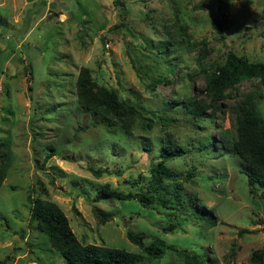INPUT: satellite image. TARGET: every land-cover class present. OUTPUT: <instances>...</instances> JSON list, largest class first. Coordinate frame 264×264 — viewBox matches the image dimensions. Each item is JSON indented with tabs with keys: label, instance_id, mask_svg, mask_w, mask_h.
Returning a JSON list of instances; mask_svg holds the SVG:
<instances>
[{
	"label": "rangeland",
	"instance_id": "374dc122",
	"mask_svg": "<svg viewBox=\"0 0 264 264\" xmlns=\"http://www.w3.org/2000/svg\"><path fill=\"white\" fill-rule=\"evenodd\" d=\"M229 53L264 64V0H0V264H64L30 222L28 196L56 205L83 245L141 254L130 231L206 264H251L264 251V199L230 151L231 124L246 100L264 120V87L254 79L207 94L205 77ZM82 68L93 93L114 90L130 105L126 129L80 106ZM169 148L180 150L166 166L181 191L166 207L95 201L106 185L147 196ZM139 264L183 259L169 251Z\"/></svg>",
	"mask_w": 264,
	"mask_h": 264
},
{
	"label": "trees",
	"instance_id": "16d2710c",
	"mask_svg": "<svg viewBox=\"0 0 264 264\" xmlns=\"http://www.w3.org/2000/svg\"><path fill=\"white\" fill-rule=\"evenodd\" d=\"M205 78L206 93L212 95V97H223L224 90L241 81L258 79L264 87V64L250 63L243 57L229 53L225 61L215 67ZM93 85L89 70L82 68L76 82L80 106L90 114L98 111L99 108H104L109 117L114 116L117 119L120 130L122 128L126 129V120H129L133 114L135 115V113L131 114L130 105L119 99L114 90L101 87L93 93L91 90ZM185 104L186 109L196 112H189L191 116L196 119L200 118L201 111L198 105L195 107L193 102H185ZM123 118L127 119L122 122ZM231 125L235 130L236 138L230 143V151L241 161L250 193L253 194L258 188L262 191V198L264 199V120L261 119L255 103L246 100L238 104L234 109V122ZM169 151L161 154L160 161L150 169V185L147 196L140 193H123L112 190L106 185L95 196V201L136 200L143 207L151 205L166 207L167 204L172 202L170 196L176 198L179 196V191H181L179 182L181 174L166 166V162L176 157L180 150L177 149L171 153L173 150L169 148ZM52 155V153L47 154L45 158ZM89 172L95 177H100L102 173L92 167L89 168ZM187 176L191 177L192 175L188 173ZM163 182H174L175 184L169 187L163 186ZM28 201L30 203V222L36 223L40 233L45 236L50 247L57 252L64 264H139L142 258L149 260L161 259L169 251L176 253L178 258L181 257L183 264H206L197 256L166 246L157 238L145 244L144 236L136 235L130 231L126 232V239L129 243L138 247L141 254L93 244L83 245L75 238L65 215L56 205L32 196H28ZM101 221L104 222L106 219L101 218ZM214 222L211 219L209 223L213 226ZM172 230V228H165L164 232ZM263 257V250L255 251L250 256L249 261L251 264H263Z\"/></svg>",
	"mask_w": 264,
	"mask_h": 264
},
{
	"label": "water",
	"instance_id": "95a60500",
	"mask_svg": "<svg viewBox=\"0 0 264 264\" xmlns=\"http://www.w3.org/2000/svg\"><path fill=\"white\" fill-rule=\"evenodd\" d=\"M60 5H64L63 3H61ZM56 5L54 3H50L48 8L51 10L55 7ZM65 10L67 9L66 7L64 8Z\"/></svg>",
	"mask_w": 264,
	"mask_h": 264
}]
</instances>
